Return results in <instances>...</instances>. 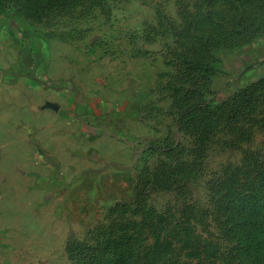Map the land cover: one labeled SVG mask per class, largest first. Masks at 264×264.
Instances as JSON below:
<instances>
[{"label":"rangeland","instance_id":"374dc122","mask_svg":"<svg viewBox=\"0 0 264 264\" xmlns=\"http://www.w3.org/2000/svg\"><path fill=\"white\" fill-rule=\"evenodd\" d=\"M263 189L264 0L0 5V264H264Z\"/></svg>","mask_w":264,"mask_h":264},{"label":"trees","instance_id":"16d2710c","mask_svg":"<svg viewBox=\"0 0 264 264\" xmlns=\"http://www.w3.org/2000/svg\"><path fill=\"white\" fill-rule=\"evenodd\" d=\"M12 0H0V5L2 3H10ZM264 201V189L261 193L260 198L256 199H248V198H242L239 200L237 203V208H238V214H246V216L253 215L258 219H255V223L261 227L262 221L264 220V208H263V202ZM262 204V205H261ZM229 205V204H228Z\"/></svg>","mask_w":264,"mask_h":264},{"label":"crops","instance_id":"0c3cea01","mask_svg":"<svg viewBox=\"0 0 264 264\" xmlns=\"http://www.w3.org/2000/svg\"><path fill=\"white\" fill-rule=\"evenodd\" d=\"M30 260H31V258L28 257L27 260L25 261V264H31V261Z\"/></svg>","mask_w":264,"mask_h":264}]
</instances>
